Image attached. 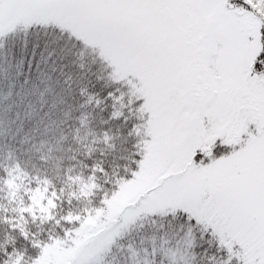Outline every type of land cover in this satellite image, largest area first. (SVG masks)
<instances>
[{
    "label": "snow or ice",
    "instance_id": "snow-or-ice-1",
    "mask_svg": "<svg viewBox=\"0 0 264 264\" xmlns=\"http://www.w3.org/2000/svg\"><path fill=\"white\" fill-rule=\"evenodd\" d=\"M0 94V264H264V0H0Z\"/></svg>",
    "mask_w": 264,
    "mask_h": 264
},
{
    "label": "trees",
    "instance_id": "trees-1",
    "mask_svg": "<svg viewBox=\"0 0 264 264\" xmlns=\"http://www.w3.org/2000/svg\"><path fill=\"white\" fill-rule=\"evenodd\" d=\"M0 100H2V94H0ZM54 150L49 153L48 145L44 147H40V145H36L32 147L30 145L24 146L25 155L22 157V162L26 169L27 173H31L33 178L38 174L41 178L44 177L45 172L48 173L49 177L57 176V170L61 167H68V153L66 148L68 147L65 144H58L53 146ZM47 158V163L44 162V159ZM7 159V152L0 151V160ZM71 166L75 167V164ZM21 183L25 181L21 177ZM58 182H60L58 178ZM66 191L71 192V188L66 186Z\"/></svg>",
    "mask_w": 264,
    "mask_h": 264
}]
</instances>
